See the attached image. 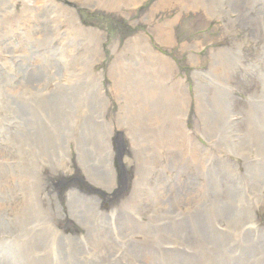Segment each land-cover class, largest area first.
<instances>
[{
	"label": "bare ground",
	"instance_id": "obj_1",
	"mask_svg": "<svg viewBox=\"0 0 264 264\" xmlns=\"http://www.w3.org/2000/svg\"><path fill=\"white\" fill-rule=\"evenodd\" d=\"M142 1L0 0V39L13 54L18 73L17 78L12 79L9 71L0 66V83L9 98L14 116L20 120L14 131H7V138L0 136V144L3 145L0 149V244H5L12 235L26 232L25 237H21L28 240V246L22 247L20 252L22 264H60V260L52 251H47L49 247L44 244L45 241L56 244L59 234L58 229L52 227V219L60 212H46L44 199L48 203L52 197H56L58 185L65 175L76 172L72 169L64 171L71 157L69 142L77 149L83 143L89 146V153L91 150L95 162L91 170L97 172L99 178L110 169L106 181L110 192L115 191L113 198L119 197L121 203H116L114 213H123L125 207L137 210L135 202L138 197L134 193L139 192L142 184L148 183L156 191L159 205L169 207L174 219H181L179 224L166 225L175 235L182 237L187 232L185 226L190 223L188 220H191L202 228V231L196 229L193 233L201 234L200 238L207 235V243L227 239L221 236L220 227L232 228L231 240L234 243L250 242L248 226L258 223L257 209L264 206L263 191L255 195L253 208L249 209L246 205L241 208L239 203H243V198L222 181L221 175L237 169L228 163V157H224L229 149L226 138L228 128L231 130L235 125L242 149L253 147L261 154L258 164L250 165L248 169L251 182L264 181V148L261 146L264 93L256 92L250 96V102L253 103L243 111L244 120L241 123L245 122L246 126L242 128L237 122H232L236 116L233 108L236 106V97L227 88L235 76L233 64L236 63L238 67L242 62V42L236 40L232 48L211 49L212 63L209 69L198 70L194 76L198 77L202 72L211 76L218 72L224 85L210 83L202 86L197 82L194 98L187 88L186 80L177 78L178 65L169 51L177 44L175 26L182 13L202 11L217 19L222 18L225 11L235 8L241 10L242 16L246 18L252 8L248 7L250 0H156L151 4L146 3L143 10L139 11ZM259 1H263V5L258 9L257 19L264 24V0ZM17 5H21V11ZM78 6L125 16L136 29L140 22L146 26L147 32L130 34L124 47H119V42L113 44V53L117 56L113 61L115 70L112 71L110 66L109 73L112 72L116 78L111 84L112 95L119 105L116 113L109 107V98L101 86L104 72L94 71V63L104 56L106 32L82 19ZM175 11L177 14L173 15ZM22 21L27 26L23 28L24 24H21V37L8 40V35L16 33L13 29H17ZM228 23L224 24L225 31L231 35L233 25L230 24L228 28ZM57 40L60 43H56ZM63 47L65 65L61 64L59 54ZM183 48L189 50L187 55L190 62H200V56L196 53L199 51L198 44L184 43ZM66 49L69 50L68 55ZM126 50H134L142 58L141 61H151L152 67L147 66V70L154 72L163 68L167 72L166 78L161 79L145 69V79L130 83L132 87L129 90H136L137 97L129 96L128 91L124 90L127 84L121 77L122 68L130 69L121 60V52ZM26 58H31V62ZM5 76L7 78L4 79ZM261 76L259 74L263 85ZM64 78L68 83L63 82ZM168 80L176 83L175 91H172ZM193 104L198 113L196 124L199 133L212 141L209 157L200 152L197 142L192 139H196V136L191 135L194 133L188 127ZM208 107H211L209 113ZM7 121L0 115V132ZM103 136H107L105 142ZM123 136L128 140L126 145ZM32 141L40 142L37 150L30 147ZM125 151L126 168L120 158ZM214 159L220 162L219 168L210 166ZM165 162L175 174L172 182L165 183L162 180ZM48 168L51 177L45 173ZM130 169L134 170L132 179L133 171L129 172ZM195 175L198 178L208 177L209 188L203 186L202 182L199 184ZM153 176L155 180H152ZM74 185L69 188L71 194L74 193L72 201L79 203L73 206L75 209L71 213L84 215L86 220H90L91 231L96 234L105 223V220L98 221L97 211H94L97 207L93 209L100 200L99 194L95 193L102 192L90 189L91 193H78ZM130 186L135 192L125 193L129 192ZM144 195L141 193L137 196L143 198ZM182 207H185L184 212ZM177 208L178 215L174 213ZM130 225H134L132 221ZM140 226L136 227L137 233L151 239L161 238L166 231L165 228L152 231L151 226L146 224ZM131 228L121 226L117 231L127 238ZM42 232L46 236L44 242L38 238ZM102 234L104 236L99 240L92 238L94 241L91 246L95 244L108 251L113 244L129 250L127 242H121L116 232L118 236H108L111 240L104 232ZM226 246L231 248L230 244ZM117 249L120 250L119 247ZM83 251L82 248L76 254ZM129 253L121 259L127 264ZM209 253L212 254V251ZM39 255L46 257L39 258ZM239 256L243 258L234 259L231 264H252L254 261L246 249ZM78 257H66L64 264H90L93 261V256L89 259L84 257L83 262ZM177 259L169 258L166 264H172ZM207 262L216 264L213 259H207ZM0 264H11L6 254L0 255ZM118 264L122 262L119 260ZM260 264H264V261Z\"/></svg>",
	"mask_w": 264,
	"mask_h": 264
},
{
	"label": "rangeland",
	"instance_id": "obj_2",
	"mask_svg": "<svg viewBox=\"0 0 264 264\" xmlns=\"http://www.w3.org/2000/svg\"><path fill=\"white\" fill-rule=\"evenodd\" d=\"M155 1L156 0H143L142 4L139 5V11L143 10L146 3L151 4ZM253 2L254 1L252 0L248 2V7L252 8L250 9V15H246V18L242 16L241 10L237 11L235 8H233L232 11H225V15H223L222 18L217 19L209 17L202 11L197 12L191 10L182 13L178 24L175 26L177 44L174 48L169 49L171 57L178 65L179 73L177 74V78L183 77L186 80L185 82L188 85L187 88L192 98H194V87L197 82H199L202 86L209 85L210 83H213V85L215 84L216 86L224 85L223 81L217 74L218 72L213 73L211 76H206L203 72L200 73L198 77L194 76V73L198 70L206 71L209 69L212 63L211 49L220 50L232 48L235 46L236 40L242 42L241 50L243 54L240 57L242 62L238 67L236 63L233 64L234 67L231 64L235 71V76L231 78V83L227 86L228 90L236 97V106L233 107L235 108L236 116L232 118V122H237L242 128L246 126L245 122L241 123L242 120H244L243 111L244 109H248L251 106V103H253L250 102V96L255 95L256 92L264 93V24H261L257 19L258 9L262 7L263 1H255L254 4ZM17 8L21 11V5H17ZM78 9L82 19H86V22H92L93 26H99L106 32V41L103 43L104 56L102 59L94 63V71L96 73L104 72V77L101 79V86L104 87V91L109 98V107H112L115 110L114 113H116L119 109V105L112 95L111 85L115 76L112 72L111 74L109 73L110 66L112 67V71L115 70L113 61L117 56L113 53V44L114 42H119V47H124L126 38L130 34L134 32H147L146 26L140 22L139 25L137 24L136 29L127 17L118 15L114 12L92 10L82 6H78ZM172 14L176 15L177 11ZM252 17L256 19L253 20ZM226 22H229L228 28H230V24L233 25V28H231L232 36L230 33H226L225 31L224 24ZM21 24H24L23 28L27 26L25 25V21L20 22V26L17 29H13L16 33L8 35L10 37L8 40L13 39V37H15L14 39H16V37H21L23 33L21 30ZM55 42L60 43L59 40ZM4 43L5 42L0 39V66L7 69L11 78L15 79L18 76L16 67L17 64L13 58V54L10 53V50L8 51V49H6ZM184 43L199 45V51L196 52L200 56L199 63L194 64L190 62L187 55L189 50H184ZM81 47L82 45L80 48ZM66 50L68 55L69 50ZM64 51L65 48L63 47L59 53L62 65L66 64L64 60ZM121 53L122 62L127 64L130 68L127 70V68L124 67L121 70V77L124 79V83L127 84V86L124 87V90L128 91L129 96L137 97L136 90H133L132 92L129 90V87H132L130 83L135 82L140 78L145 79V74H147V72L157 74L161 79L166 78L167 72L163 68H158L154 72L147 70V66L150 68L152 67L151 61L146 60L149 64L144 60L141 61L142 58L138 56L134 50H126ZM26 60L31 62V58H26ZM259 74L262 75L261 78L263 80V85H261ZM3 78L5 79L7 77L5 76ZM168 81L172 91H175L176 83L171 82L172 80ZM63 82L68 83L66 78H64ZM137 110H139V108ZM210 111L211 107H208L207 112L209 113ZM112 112V109H110V113ZM0 115L4 119L8 120L5 123V128L0 132V136L2 138H7V131H14L20 123V120L14 116L13 111L9 106V98L6 92H4L1 83ZM197 117L198 113L196 111V106L193 104L191 114L189 115L188 127L194 133L191 135L196 136V139H192L197 142V145L200 147V152L204 156L209 157V149L213 147L212 141H209L206 137L199 133L196 124ZM232 127L234 128H231V130L230 127L228 128L226 134V138L228 137L227 143L229 149L226 151L225 156L223 155L224 153L222 155L226 158L228 157V163L237 169H234L236 173L230 171L223 172L224 174H222L221 177L223 179L222 181L235 190L237 196L239 195L243 198V203H239L240 207L245 208L246 205V207L251 209L254 205L253 199L255 198V195L259 191H263L261 194L264 195V181L252 183L251 177L248 174L250 165H257L260 161L261 154L253 147L243 150L240 145L239 131L235 125ZM106 140L107 136H103V142ZM122 140L125 145L128 144V140L125 136L122 137ZM39 143V141H32L30 143V147L37 150ZM69 144H71V162H67V166L64 171L69 172V170L72 169L76 172L65 175L63 181L58 185V195H56V197L53 198L50 195L52 200L48 203L46 202L47 199H44L46 212L50 211V213H52L57 210L60 212V214H56L52 219V227L58 229L59 237L56 244H53L47 241L44 242L46 236L43 235V232L38 234V238L44 242L45 247H49L47 251H52L51 253H53V255L60 260V264H64L67 261H65L66 257L72 258V256H79L78 259L80 258L79 260L82 262L84 257H88L87 259H89L93 256V261L92 263L90 262V264H118L119 260L122 264H127L121 259L128 252H130L128 254L129 264H166V261L169 260V258H178L175 262H172V264H195V262H198L199 264H208L207 259L215 260L216 264H231L232 260L243 258V256L239 255L244 249H246L253 257L254 261L252 264H260L264 261V258L262 257V255H264L263 205L257 209V225L248 226L249 235H251L250 242H245L243 244L241 242L234 243L231 240V234L233 232L232 228L228 229L220 227L221 236L224 239H227L224 241L216 239V241L207 243V235H205L204 238H200L201 234L196 235L193 233L196 229H201L202 231V228L200 226L197 227L196 222L191 220H188L190 222L188 224L184 221L187 224L185 226L187 232H185L182 237L177 236L174 232H172V230L167 229L166 225L171 223L179 224L181 219H174L169 207L163 208L161 204L159 205L157 195L155 194L156 191H154V189L151 188L152 186L148 183L142 184L138 190L139 192L136 194L134 193V196L136 195V197H138L135 202L137 210L133 211L125 207L123 208V213H114L113 209L116 203H121L119 201V197L113 198L115 191L110 192L109 184H107L106 181L108 180L107 176L110 169L108 168L104 176L99 178L97 172L91 170V167L94 166L95 162L92 158L91 150L89 153V146H87L86 143H83L80 144L77 149L71 142H69ZM0 145V149H2L3 145ZM261 146L264 148V134L261 137ZM125 153L126 151L123 152L122 157L120 158L124 162L126 168L128 163L124 160ZM4 154H6V152H4ZM116 161L118 165V157ZM110 162L111 160L108 158V164H110ZM219 165L220 162L216 159L210 163V166H216L218 168ZM130 171H133L130 177V179H132V177H134V170L130 169L129 172ZM45 173L48 177H51V170L49 168L45 171ZM162 173H164L162 180H164L165 183L172 182L175 178V174L173 170L170 169L167 162H165L164 171ZM120 174L121 170L119 169V177ZM195 177L198 179L199 184L202 182V184H204L203 186L208 187V182H210L208 177L198 178L196 175ZM152 180H155L154 176L152 177ZM72 185L75 186L78 193L84 191L86 192L85 194H88L91 193L90 189H96L102 192L95 193L99 194L98 196L100 197V200L96 203V206L93 209L97 207L94 211H97L96 216L98 221L105 220V223L98 229L99 232L97 231L96 234L91 231L90 220H86L84 215H73L71 213V211L75 209L73 206L79 203H74L72 201L74 199V193L71 194V190L69 189ZM124 192L132 193L135 192V190L130 186L129 192ZM141 193H145L146 195H144L143 198H140V196L137 195H141ZM172 194L174 197V191H172ZM35 207L37 208V205H35ZM133 208L134 207L132 206L131 209ZM178 209L179 208L174 209V213L177 215ZM181 210L184 212L185 207H182ZM131 221L134 225H130ZM141 224L151 226L152 231L159 230V228H165L166 231L163 233L161 238L156 239V237H154V239H151L137 233L136 227L140 228ZM34 226L35 224L32 225L31 228ZM121 226L126 228L133 227V230L132 228L130 229V236L126 238L118 234L119 232L117 230ZM153 227H157L158 229H153ZM103 232L108 239L109 237L111 238L112 236L118 234L119 237H121L118 238L121 242H127L126 244L130 247L129 250H125L119 245L116 246L113 244H111V248L108 251L95 244V246H91V242L94 241L92 238H97L98 240L101 239L104 236L102 234ZM115 232L117 234H115ZM25 233L22 232V234H19L18 236L12 235L11 239L9 237L6 240V245L0 244V255L6 254V258L10 260L11 264H22L20 252L22 247L24 248L25 246H28V240L21 238L25 237ZM42 236L44 237L42 238ZM229 244L231 245V248L226 246ZM118 247L120 250L117 249ZM82 248L84 251L77 255L76 253ZM104 251H106V253ZM209 251H212V254H210ZM36 254L39 253L37 252ZM38 257L45 258L46 255H39Z\"/></svg>",
	"mask_w": 264,
	"mask_h": 264
}]
</instances>
